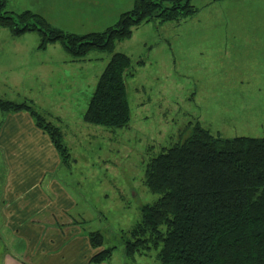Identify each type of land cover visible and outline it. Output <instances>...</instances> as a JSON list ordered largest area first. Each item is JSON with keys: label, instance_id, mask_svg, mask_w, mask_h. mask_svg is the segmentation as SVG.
Wrapping results in <instances>:
<instances>
[{"label": "rangeland", "instance_id": "1", "mask_svg": "<svg viewBox=\"0 0 264 264\" xmlns=\"http://www.w3.org/2000/svg\"><path fill=\"white\" fill-rule=\"evenodd\" d=\"M8 1L13 12H33L49 27L76 35L105 31L121 14L114 12V0H103L105 4L97 8L92 7L97 6V0ZM254 1L253 6H263V0ZM74 2L80 4L71 6ZM129 2L125 9L118 11H129L134 0ZM190 4L197 10L194 16L180 22L140 24L128 39L115 45L114 53L130 59L133 73L126 79L131 120L122 129L110 130L82 121L110 53L92 50L77 66H64L58 60L75 58L64 52L59 42L49 44L37 54L35 62L38 65L43 62L44 55L57 59L54 63L50 61V66L42 67L46 71L49 69L42 82L49 84L51 94L48 96L52 97L49 108L43 109L60 120L58 124L67 137L69 152L76 160L69 167L72 169L70 176L66 169H62L59 176L84 198H90L92 210L89 214L105 215L107 225L115 232L132 229L141 219V207L157 200L158 196L144 185L145 166L163 149L177 143L188 126L197 121L212 135L223 138H264V76H237L235 73V61L239 58L235 54L236 39L244 34L251 37L252 33L249 27L244 31L238 25H249L257 17L263 21L264 14L251 8L250 0H191ZM2 31L11 35L6 29H1L0 35ZM27 34L21 36L40 43L39 32ZM226 48L227 54H224ZM210 49L222 50L223 54L217 52L208 56ZM239 65H251L256 75L258 68L264 71V56H241ZM20 66L25 69L14 72L12 65L0 71V80L13 78L9 81L11 90L7 92L14 96L12 98H17L20 84L22 87L32 81L39 87L41 83V68L33 73L35 67L29 61ZM74 70L77 76L66 72ZM251 80V90H245V84L240 85L247 81L250 87ZM255 82L263 84L260 90L254 88ZM3 89L0 85V93ZM33 96L39 98L37 93ZM65 124L67 128L63 127ZM4 174L0 158V187ZM76 181L81 182V187H76ZM107 236L109 245L121 246L117 235Z\"/></svg>", "mask_w": 264, "mask_h": 264}, {"label": "trees", "instance_id": "2", "mask_svg": "<svg viewBox=\"0 0 264 264\" xmlns=\"http://www.w3.org/2000/svg\"><path fill=\"white\" fill-rule=\"evenodd\" d=\"M190 2L134 0L132 8L105 31L76 35L49 27L33 12H9L6 0H0V29L18 37L39 32L38 49L59 42L75 61L92 50L110 53L82 121L116 130L131 120L126 79L133 73L130 59L114 53L115 45L140 24L180 22L194 16L197 10ZM21 111L50 138L60 166L69 169L76 160L58 126L60 120L32 101L0 99V114ZM183 133L145 166L144 185L158 198L142 206L140 221L121 233L126 256L133 259L155 251L159 264H264V138H223L197 121ZM89 238L92 247H102L99 232L89 233ZM112 249L99 252L92 262L109 259Z\"/></svg>", "mask_w": 264, "mask_h": 264}, {"label": "crops", "instance_id": "3", "mask_svg": "<svg viewBox=\"0 0 264 264\" xmlns=\"http://www.w3.org/2000/svg\"><path fill=\"white\" fill-rule=\"evenodd\" d=\"M250 1L253 6L255 1ZM77 3L80 4V2H74L71 6L76 7ZM95 3L97 6H92L93 8L102 7L105 4L103 0H97ZM129 4V0L126 2L114 0L112 7L115 6V13H122L125 11L118 10L125 9ZM110 6L104 7L112 8ZM251 8L264 14V0L262 7L256 5ZM6 10L15 11L8 0H6ZM238 26L244 31L249 27L252 33L251 37L244 34V37L236 39L235 54L239 56L235 61L236 75L264 76V71L260 68L255 75L251 65L244 67L239 65L241 56H264V20L259 21L257 17L249 25ZM22 36L12 38L7 31H2L0 71H6L4 69L8 70L14 65L15 70L11 71L17 72L24 68L20 66L22 62L29 61L32 67H35L33 69L35 71L32 70L34 73L43 70L45 65L50 66L52 64L50 61L54 63L57 60L44 55L43 62L38 65L35 61L38 60L37 54L40 52V49H37L39 43ZM227 50L226 48L224 54H227ZM217 52L223 54L222 50L210 49L208 56L216 55ZM219 57L222 60V55ZM58 60L62 61L63 65L70 66H77L79 62L67 57ZM260 64L261 62L258 67ZM222 66L223 64L220 63L219 68L222 69ZM253 67L255 68L256 65ZM47 71L43 70L42 75L40 74L39 87H36V83L32 81L25 83L22 87L18 84L21 88L19 86L17 88L19 91L17 98L7 94L11 90L9 81L13 78L1 79L0 85L4 89L0 97L14 102L32 101L41 109H48L52 101V97L48 96L51 94L50 86L42 82ZM66 72L71 76L75 74L77 76L75 70ZM240 83L241 86L246 85L245 90H251L253 87V80L250 81V87L247 81ZM262 86L261 82L254 83V88L257 90H260ZM35 93L39 98H34ZM58 126L62 127L60 124ZM63 127L67 128L66 124ZM64 140L68 145L65 134ZM0 158L5 172L0 187V264H159L151 254L129 259L124 252L121 239V233L124 231L115 232L113 228H110L103 214H89L92 210L89 205L90 198H84L73 185L69 187L59 176L62 169H66L67 176H70L72 169L60 166L58 153L50 138L35 126L27 112L0 114ZM79 186L81 187V182L76 181V187ZM91 232H99L102 235V247L91 246L89 238ZM108 234L117 235L121 246L109 245ZM106 249H112L109 259L101 263L92 262L95 255Z\"/></svg>", "mask_w": 264, "mask_h": 264}]
</instances>
